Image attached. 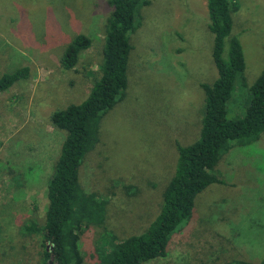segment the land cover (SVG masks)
Instances as JSON below:
<instances>
[{
  "label": "rangeland",
  "instance_id": "374dc122",
  "mask_svg": "<svg viewBox=\"0 0 264 264\" xmlns=\"http://www.w3.org/2000/svg\"><path fill=\"white\" fill-rule=\"evenodd\" d=\"M110 11L107 0H0V77L29 69L27 78L0 93V264H40L41 239L22 226L45 219L46 184L64 138L50 114L83 100L100 76ZM140 17L130 35L124 95L102 116L97 138L90 137L94 145L78 177L87 211L119 238L140 234L159 213L176 145L199 136L202 84L217 78L206 0H149ZM231 17L245 86L236 81L227 115L239 118L248 87L264 69V0H239ZM78 34L92 43L66 70L59 61ZM213 173L221 181L197 194L191 224L174 235L167 256L144 264H230L264 256V132L250 144H233ZM99 235L89 240L92 248ZM71 238L68 232L65 239Z\"/></svg>",
  "mask_w": 264,
  "mask_h": 264
},
{
  "label": "trees",
  "instance_id": "16d2710c",
  "mask_svg": "<svg viewBox=\"0 0 264 264\" xmlns=\"http://www.w3.org/2000/svg\"><path fill=\"white\" fill-rule=\"evenodd\" d=\"M238 1L206 0L217 78L211 84H202L204 106L199 136L188 145H176L174 173L155 219L140 234L119 238L105 227L100 216L87 211L86 192L78 185L79 168L86 153L93 148L90 137L97 138L102 116L124 95L128 59L133 48L130 35L140 26V8L148 5L149 0H107L111 11L104 26L100 76L83 100L50 114L51 126L62 130L64 138L46 184L45 219L42 224L29 220L22 226L25 234L38 235L41 239L40 264H144L166 257L174 235L191 224L188 221L197 194L221 181L213 169L222 154L233 144H250L260 138L264 132V69L248 87L250 100L243 116L229 118L227 115L236 81L240 88L245 86L242 47L231 34V16L238 9ZM91 43L87 35H76L64 49L59 61L61 66L66 70L74 68L81 52ZM28 74V66L3 74L0 93ZM24 169L15 176L16 184L33 169V162ZM68 232L72 233L70 242L65 239ZM97 233L99 243L92 248L89 240ZM3 237L0 229V243ZM1 249L4 251L0 246ZM230 264H264V256L257 261L234 260Z\"/></svg>",
  "mask_w": 264,
  "mask_h": 264
},
{
  "label": "water",
  "instance_id": "95a60500",
  "mask_svg": "<svg viewBox=\"0 0 264 264\" xmlns=\"http://www.w3.org/2000/svg\"><path fill=\"white\" fill-rule=\"evenodd\" d=\"M49 262L51 263V260Z\"/></svg>",
  "mask_w": 264,
  "mask_h": 264
}]
</instances>
